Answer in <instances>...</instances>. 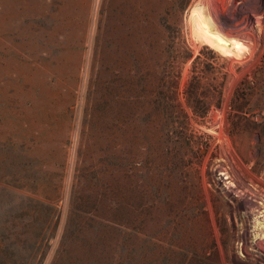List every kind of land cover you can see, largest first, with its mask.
I'll list each match as a JSON object with an SVG mask.
<instances>
[{
    "label": "rangeland",
    "instance_id": "374dc122",
    "mask_svg": "<svg viewBox=\"0 0 264 264\" xmlns=\"http://www.w3.org/2000/svg\"><path fill=\"white\" fill-rule=\"evenodd\" d=\"M221 167L264 195V0H0V264H264Z\"/></svg>",
    "mask_w": 264,
    "mask_h": 264
},
{
    "label": "bare ground",
    "instance_id": "6f19581e",
    "mask_svg": "<svg viewBox=\"0 0 264 264\" xmlns=\"http://www.w3.org/2000/svg\"><path fill=\"white\" fill-rule=\"evenodd\" d=\"M203 19L201 21L202 22L201 24L203 25L204 28L206 26L211 25L209 23L207 25L208 21L206 18L204 21ZM206 28H205V32H209L207 31L208 29L206 30ZM213 31L215 30L211 29L210 31L211 35H213L212 34ZM215 34H217V32H215ZM222 169L223 171L220 174L225 177L224 181L222 182L225 185V188L228 192L227 198L235 205H237L241 211V216L237 217V220L240 222V229H241L240 237L245 241V243H247V246L250 248V250H252L250 253L253 252V254L257 255L260 258L259 260H261V262H264V195L258 194L253 190H251L250 188H248L246 186L247 183L245 184L243 180H241L237 176V173L234 171L232 167L222 168ZM245 193L251 194L252 196L256 197L254 199L258 198L257 200L259 201L256 200L257 201L256 202L255 200L252 199L251 201H247L243 197L245 196ZM248 233L251 234V238H249ZM248 251L249 250H247V252Z\"/></svg>",
    "mask_w": 264,
    "mask_h": 264
},
{
    "label": "trees",
    "instance_id": "16d2710c",
    "mask_svg": "<svg viewBox=\"0 0 264 264\" xmlns=\"http://www.w3.org/2000/svg\"><path fill=\"white\" fill-rule=\"evenodd\" d=\"M197 79H199V78H197ZM181 124H182V125H181V128H182V127H184V126L187 124V121H184V122H182Z\"/></svg>",
    "mask_w": 264,
    "mask_h": 264
}]
</instances>
